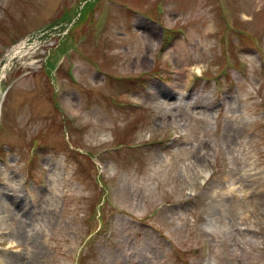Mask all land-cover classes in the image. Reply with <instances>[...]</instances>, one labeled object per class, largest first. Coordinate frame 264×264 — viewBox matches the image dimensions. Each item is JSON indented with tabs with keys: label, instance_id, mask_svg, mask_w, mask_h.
<instances>
[{
	"label": "rangeland",
	"instance_id": "rangeland-1",
	"mask_svg": "<svg viewBox=\"0 0 264 264\" xmlns=\"http://www.w3.org/2000/svg\"><path fill=\"white\" fill-rule=\"evenodd\" d=\"M2 66L0 264H264V0H0Z\"/></svg>",
	"mask_w": 264,
	"mask_h": 264
},
{
	"label": "bare ground",
	"instance_id": "bare-ground-1",
	"mask_svg": "<svg viewBox=\"0 0 264 264\" xmlns=\"http://www.w3.org/2000/svg\"><path fill=\"white\" fill-rule=\"evenodd\" d=\"M19 48V46H15L14 48H13V51H16L17 49ZM220 180L221 181H223L224 180V178L223 177H220ZM233 191V190H232ZM230 193H232V192H230ZM239 202H242V198L241 197H237L236 198V200L233 202V206L236 208V209H238V203ZM238 206V207H237ZM242 218V217H241ZM248 219V217H245L244 219L242 218L241 219V222L243 223V220L245 221V220H247ZM20 231H21V229H19V235H20ZM30 243H33V238H32V236H31V238H30ZM28 254V253H27ZM27 254H26V256H27ZM37 255H38V257L40 258L41 257V250H40V248H38V250H37ZM25 256V257H26ZM19 259H20V257L18 258V260H14V262H15V264H33V262L32 261H30V262H28V261H19ZM1 264H4V263H2L1 262ZM9 264H11V263H9ZM36 264H38V262L36 263Z\"/></svg>",
	"mask_w": 264,
	"mask_h": 264
}]
</instances>
